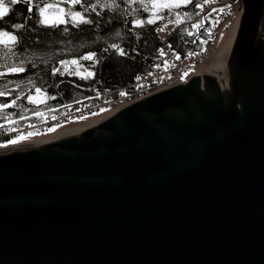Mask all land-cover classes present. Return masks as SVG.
<instances>
[{"label": "water", "instance_id": "water-1", "mask_svg": "<svg viewBox=\"0 0 264 264\" xmlns=\"http://www.w3.org/2000/svg\"><path fill=\"white\" fill-rule=\"evenodd\" d=\"M241 1L202 74L0 151V264H264V0Z\"/></svg>", "mask_w": 264, "mask_h": 264}, {"label": "trees", "instance_id": "trees-1", "mask_svg": "<svg viewBox=\"0 0 264 264\" xmlns=\"http://www.w3.org/2000/svg\"><path fill=\"white\" fill-rule=\"evenodd\" d=\"M201 1L203 0H193L192 4L169 10L160 7L166 0H156V7H152L153 0H144L148 10L145 11L143 5L138 2L131 6L136 10L132 12L127 5L118 0L121 3L120 9L101 10L98 7L97 11H101L100 16L94 12L85 14V18L94 21L93 24L80 23L79 27H73V23H79V18H72L69 9L83 12L80 5L45 0L46 3L58 5L53 7L57 9V13L54 19H48L49 24L59 19L68 23L54 27L36 26L34 18L28 22L27 30H20V44L14 50L25 61L23 73L8 72L7 64H20L15 57L9 60L0 58V66H3L0 70L6 73L4 77H0V91L6 92L5 97H0V104L11 105L0 110V123L10 120L39 122L41 113L45 111L56 109L61 112L59 106L77 102L108 89L126 87L156 59L159 45L156 28L169 19L175 20L177 13L185 20L193 18L197 11L195 5ZM7 2L8 0H5L6 4ZM87 2L92 4L96 0ZM60 9H63V12ZM49 11L50 9L46 12V17L50 16ZM185 12L189 16H185ZM26 15L27 5L10 6L9 14L5 17L8 23L0 21V28L10 30L11 24L22 22ZM136 19L145 21L152 19L153 23L134 27L133 22ZM64 27L68 28L67 32L63 31ZM117 32L120 36L116 35ZM36 38L40 40L36 41ZM196 38L194 35L189 37L182 30L174 43L186 50L194 49ZM8 43L11 45L10 41ZM111 44H119L125 55L122 56L116 49L110 48ZM2 48L3 45H0V49ZM89 53H95L94 59L98 60L93 67H89L93 61L80 60V57ZM2 55L0 52V57ZM65 60H78L79 65L69 64L65 67L61 64V61ZM53 68H60L63 74L53 76ZM88 71L95 73V76L88 77ZM9 81L11 83H8ZM4 84H7V88L3 87ZM34 86L41 88L39 94L36 93ZM29 96L33 98L34 103L29 101ZM51 96L56 98L50 99ZM13 100L16 101L15 104L12 103Z\"/></svg>", "mask_w": 264, "mask_h": 264}, {"label": "built area", "instance_id": "built-area-1", "mask_svg": "<svg viewBox=\"0 0 264 264\" xmlns=\"http://www.w3.org/2000/svg\"><path fill=\"white\" fill-rule=\"evenodd\" d=\"M203 4V2L201 3ZM223 5H230L228 9H225L223 13L219 11H213V9H220ZM242 11V5L237 0H215L204 6V11L199 16H195L193 19L184 22L182 24H168V27L163 32L157 31L156 35L159 40L157 61H151L146 70L143 71L138 77L131 81L125 88L127 93L125 96L120 95V90L113 89L86 99L81 102H71L68 104L69 110L63 114L55 112H46L42 115V120L38 123H34L30 120L19 123L17 121H8L0 123V144L8 141H12L14 137H24L29 131L42 133L47 132L57 126L72 125L74 126L83 123L84 120L90 118L97 112L109 113L125 104L126 102H132L136 99L149 95L153 92L170 88L174 85L185 84L194 76L200 75L202 72L200 66L206 62L209 56H212L217 52V46L219 44L230 24L238 20ZM212 12L210 16L211 25L207 33H211L203 42V46L199 50L192 51L197 55L188 56V53L181 52L182 47L176 46L175 39L180 34L182 27L189 31L196 32L197 30L192 28V24L198 23L201 20L206 21L205 17L208 13ZM218 19V23H215ZM171 45V49H169ZM217 48V49H216ZM164 50V55H161L159 50ZM216 50V51H215ZM175 54L180 55L181 59L176 60ZM165 61L168 62V70L165 71ZM157 64L160 65L157 68ZM152 73V75H149ZM95 99L94 103L92 100Z\"/></svg>", "mask_w": 264, "mask_h": 264}, {"label": "snow or ice", "instance_id": "snow-or-ice-1", "mask_svg": "<svg viewBox=\"0 0 264 264\" xmlns=\"http://www.w3.org/2000/svg\"><path fill=\"white\" fill-rule=\"evenodd\" d=\"M60 3H67L69 5H80L83 8V12L81 11H71L69 9L70 12V16L72 18H79V23H73V27H79L80 23L83 24H93L94 21L88 18H85V14L89 13V12H94L97 16L101 15V11H97V8L99 7L101 10L103 9H109V10H118L121 7V3L118 2V0H96L95 3L89 4L87 2V0H59ZM121 2L125 5L128 6V9H131L132 12H135V9H132V5L133 4H137L138 2L143 5L144 10L147 11L148 10V5L144 3V0H121ZM210 2H215V0H204L203 4L201 3H196L195 7L199 9V12H196L195 15L199 16L201 12L204 11V6L207 5ZM193 0H166L165 3L161 4L160 7L163 8H168L169 10H171L172 8H179L181 5L187 6L189 4H192ZM18 4H22V5H27V15L23 17V21L20 23H13L10 25V30H5L4 28H0V45H3V48L0 49V52H2V57L0 58H4L5 60H9L13 57H15L17 60L20 61L19 65L16 64H7V68H8V72L9 73H23L25 71L24 68V63L25 61L23 59H21V57L19 56V54L14 50L16 46H18L20 44V39H19V32L20 30L24 29L27 30L28 28V22L32 21L35 18L36 21V26H47V27H54V26H59V24H66L68 23V21L63 20V19H59L55 22H53V24H49L48 22V18L46 17V12L49 9H52L53 7H58V5L53 4V3H46L45 0H8L7 4L5 3V0H0V21L4 22V23H8L5 20V17L8 16L9 14V9L10 6H15ZM157 3L156 0H153L152 3V7H156ZM230 7V6H229ZM35 10V11H34ZM61 12H63V9H60ZM213 11H219L221 13H223L225 11V9L220 8V9H213ZM185 16H189V14L187 12L184 13ZM212 12L208 13V16H211ZM161 19H164L165 17H160ZM205 19H207V17H205ZM183 21L180 18L179 13L176 14V19L172 20L169 19L168 20V24H177L179 25L180 23H182ZM215 23H218V19L216 21H214ZM145 23L147 24H152L153 20L149 19L147 21L142 20V19H136L133 22V26H144ZM168 24H165L163 27L158 28L157 31L159 32H163L165 31V29L168 27ZM204 24V20L199 21L198 23H194L192 24V28L199 31V29H201L203 27ZM35 29L33 28V31ZM64 32L68 31L67 27L63 28ZM184 32H186V34L191 37L194 35V32L189 31L188 29H184ZM117 36H120V33L117 32L116 33ZM208 35H211V33L209 32ZM4 38H7L6 40ZM139 39V36L137 37ZM11 42V45L8 42ZM110 48L116 49L120 55H125L124 50L120 47L119 44H111L109 45ZM169 49H171V45L168 46ZM108 49L106 48L105 51H107ZM161 55H164V50L160 49L159 50ZM175 59L176 60H180L181 57L178 54H175ZM193 55H197V53H192L189 52L188 56H193ZM96 54L95 53H89L87 55H84L82 57H80V60H84V61H93L92 64L89 65V67H93L95 65V63H98V60H95ZM30 63V62H29ZM61 64L64 65L65 67L69 64L72 65H79V61L78 60H71V61H61ZM82 67V65H80ZM170 65H168V62L165 61V71L168 70V67ZM3 66H0V68H2ZM160 65L157 64V68H159ZM75 71V70H74ZM85 71H87V69H85ZM58 73H60L61 75L63 74L61 72L60 68H53L52 69V75L55 76ZM6 75V73L3 70H0V77H4ZM88 77H94L95 73L88 71L87 72ZM149 75H152V73H149ZM140 77H137V80H139ZM8 83H11L10 81ZM4 88H7V84L3 85ZM35 87V86H34ZM35 91L37 94H39L41 92V88L39 87H35ZM121 96H125L127 95V93L125 92H120ZM6 96V92L5 91H0V97H5ZM50 99H55V96H51L49 97ZM97 98H99V93L97 94ZM30 102H35L33 100V98L31 96L28 97ZM89 99H91V97H89ZM15 100H13V104H15ZM11 107V105L8 104H0V110L5 109ZM52 129H49V131H51ZM31 135V134H30ZM11 143H16L15 140L11 141Z\"/></svg>", "mask_w": 264, "mask_h": 264}, {"label": "bare ground", "instance_id": "bare-ground-1", "mask_svg": "<svg viewBox=\"0 0 264 264\" xmlns=\"http://www.w3.org/2000/svg\"><path fill=\"white\" fill-rule=\"evenodd\" d=\"M230 40H231V37H228V42H227V43H226V44L220 49L218 55H217V56L215 55L216 57L213 58L212 60H210V63L208 64L207 67L204 68L203 72H204L206 69H208V68H209V67H210V66H211V65H212V64L218 59V57L222 54V52H223V51L227 48V46L229 45ZM203 72H202V73H203ZM202 73H201V74H202ZM130 104H132V103H131V102H126L125 104H123V105H121L120 107H118L116 110H118V109H120V108H123V107H125V106H127V105H130ZM116 110H114V111H112V112H109V113L102 114V115L99 116V117H96V118L90 119V120H88V121H86V122H84V123H81V124H79V125L65 128V129H63V130H61V131H59V132H56L55 134H53V135H51V136H42V137H39V138L36 139V140L29 141V142H26V143H24V144H18V145L11 146V147H9V148L0 149V151H5V150H10V149H15V148L24 147V146H28V145H32V144H35V143L42 142V141H44V140H46V139H49V138H51V137H53V136H56V135H58V134L64 132V131L67 130V129H72V128H76V127H80V126L90 125V124L95 123V122H97V121H100V120H102V119L108 118V117H110L111 115H113V113H114Z\"/></svg>", "mask_w": 264, "mask_h": 264}, {"label": "rangeland", "instance_id": "rangeland-1", "mask_svg": "<svg viewBox=\"0 0 264 264\" xmlns=\"http://www.w3.org/2000/svg\"><path fill=\"white\" fill-rule=\"evenodd\" d=\"M57 11V9H55V8H52V9H50V11H49V15L50 16H48L47 18L48 19H54L56 16V12ZM180 18H181V20L183 19V16H180ZM113 27V25H111V28ZM232 33H233V30H232V32L229 34V37H231L232 36ZM227 38V37H226ZM36 41H38V40H40V38L38 39V38H36L35 39ZM58 44H59V40H58ZM195 47V46H194ZM217 48H218V46H217ZM216 48V49H217ZM186 51V48H182L181 49V52H185ZM216 51V50H215ZM219 51L220 50H217V52L212 56V54L209 56V58H208V60L212 57V58H215L217 55H218V53H219ZM185 53H189V52H185ZM216 55V56H215ZM123 66V65H122ZM130 66V65H129ZM208 65H206V67H207ZM127 67V66H126ZM126 69H128V67L126 68ZM201 69V68H200ZM202 72V71H201ZM69 104V103H68ZM11 146H13V145H10V146H6V147H3V148H9V147H11Z\"/></svg>", "mask_w": 264, "mask_h": 264}]
</instances>
